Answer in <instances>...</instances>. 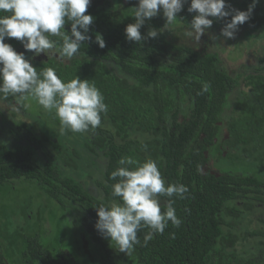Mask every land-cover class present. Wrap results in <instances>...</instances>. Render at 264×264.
Returning a JSON list of instances; mask_svg holds the SVG:
<instances>
[{"label":"trees","instance_id":"trees-1","mask_svg":"<svg viewBox=\"0 0 264 264\" xmlns=\"http://www.w3.org/2000/svg\"><path fill=\"white\" fill-rule=\"evenodd\" d=\"M97 1L86 14L94 17L90 26L93 41L95 34L101 33L105 48L85 41L80 51L86 56L70 62L44 55L30 60L38 71L55 68L64 81L78 76L94 82L108 105L102 126L83 134L67 132L61 138V133L47 124L48 120L60 124L58 119L51 121L54 117L48 114V118L36 117L35 121L28 109L11 97L0 98L5 114L15 108L26 113L14 116L12 125L1 117L0 142L7 141L11 133L14 143L0 145V187L33 183L79 231L78 236L57 235L51 241L48 228L40 226L34 235L18 232L20 235L9 238L0 229V264H264L257 249L243 252L240 248H246L247 238L262 239L264 245V217L254 216L257 208L264 212V47L252 58L254 63L243 59L231 68L221 59L220 51L210 53L176 43L175 33L186 29L195 15L187 11L190 0L177 17L186 23L184 27L172 24L166 29L161 14L146 21L141 29L144 40L129 42L125 28L135 22V1L126 0L118 11L116 0L115 4ZM226 3L247 11L252 0ZM224 23L214 19L213 26ZM241 26L264 30V0ZM66 28L70 30V22ZM153 28L160 34L148 38ZM5 42L15 50L24 48L14 38ZM204 83L210 85L208 92L202 91ZM221 144L227 154L223 151L219 156L222 151H216L215 146ZM124 156L140 162L157 160L166 182L189 189L187 198L177 199L173 205L181 226L169 224L165 233L155 234L147 246L143 238L150 230L141 229L140 243L131 256L119 252L95 229V208L119 200L112 197L111 186L117 181L110 176ZM239 159L255 170L227 167ZM215 163L226 167L220 170L209 165ZM100 168L103 179H96L94 188L80 181L81 176L89 177ZM9 192L11 189L0 191V195ZM161 202L167 204V198L162 197ZM0 216L7 217L4 205ZM41 217L36 218L39 225ZM238 219L245 221L236 222Z\"/></svg>","mask_w":264,"mask_h":264},{"label":"clouds","instance_id":"clouds-1","mask_svg":"<svg viewBox=\"0 0 264 264\" xmlns=\"http://www.w3.org/2000/svg\"><path fill=\"white\" fill-rule=\"evenodd\" d=\"M91 3L92 0H0V98L11 96L19 101L32 98L46 111L54 110L61 135L83 134L101 127L102 117L108 112L105 98L92 81L78 76L64 81L53 67L38 71L25 52H31L33 58L44 55L67 63L86 56L80 51L85 41L105 48L101 33L95 34L94 41L90 35L94 17L86 13ZM259 3L260 0H252L247 11H241L232 8L226 0H190L187 11L195 15L184 35L198 46L215 19L225 23L220 36L210 38L213 41L220 37L234 39L239 26L250 21ZM185 4H189V0H135L132 8L135 22L125 28L127 41L144 40L141 29L146 21L161 14L168 29L178 21ZM69 22L70 30L66 28ZM159 34L153 28L147 37L156 38ZM13 38L23 45L25 52H17L5 42ZM209 88L210 85L204 83L202 91L208 92ZM118 165L110 178L117 181L111 186L112 197L119 200L113 199L95 208L98 216L95 229L103 239L114 243L119 252L131 256L140 243L138 232L141 229L150 230L143 238L147 246L155 234L163 235L169 224L175 228L181 226L173 205L177 199H186L189 189L184 184L166 182L157 160L148 158L140 162L132 156H124ZM162 197L167 198V204H162ZM171 235L174 238L175 234Z\"/></svg>","mask_w":264,"mask_h":264},{"label":"rangeland","instance_id":"rangeland-1","mask_svg":"<svg viewBox=\"0 0 264 264\" xmlns=\"http://www.w3.org/2000/svg\"><path fill=\"white\" fill-rule=\"evenodd\" d=\"M103 2H114L115 0H102ZM117 4L115 5V10L118 11L121 7L122 4L125 3L126 0H116ZM135 1V0H134ZM92 2L97 4V0H92ZM120 2V3H119ZM186 23H184L183 20H178L177 22L174 23L175 27H184ZM221 27H212L210 30H208V34H206L204 37H202L199 45L197 46L195 43L190 42V38L184 35V32L186 29L182 30L181 32H176L175 36L173 37L175 42L187 46V45H194L197 48L202 49L203 51H207L210 53L213 52H218L220 51V57L224 61L226 65H228L231 68H236V65H238V62H241L243 59H249L251 61L252 58L257 53H262V48L264 47V30L258 31V30H251L249 27H243L239 26V31L235 34L234 39L230 40H225L223 37H220L219 40L213 41L210 37L215 36L219 37L220 36V31ZM256 44L253 46V44ZM214 44L216 45L215 47ZM219 53V52H218ZM245 57V58H244ZM11 97V96H10ZM9 97V99H10ZM14 99L18 104L23 105L25 108L28 109V113L30 112V117H35L34 120L36 121L37 118H48L47 115L49 114L52 117L51 121L53 119H57L55 117V112H48L45 109L42 108L34 99L29 98L28 100L25 101H19L15 97H11ZM16 107V105H15ZM6 109V108H5ZM16 109V108H15ZM15 109H12L9 111V114H5L3 111V107H1L0 104V120L2 121V118H4V121L7 120L10 125L14 122V116L18 118V116H23V111H16ZM7 110V109H6ZM32 114V115H31ZM25 119V118H24ZM23 119V120H24ZM32 121V118H31ZM6 123V122H5ZM47 124L50 127H54L59 131L60 124H51L50 120L47 121ZM2 134H5V129H1ZM9 130V129H7ZM60 132V131H59ZM9 133V131H8ZM37 136V135H36ZM24 137V135H21V138ZM63 135L61 136V138ZM8 138V139H7ZM71 139V137H69ZM7 141H1V143L13 146V140H12V135L9 133V137H6ZM23 139V138H22ZM222 154L220 153L219 156ZM90 161L86 162L89 164ZM85 164V163H83ZM210 166H214L216 168L219 167L220 170H223V164L221 163H215L209 164ZM102 166V165H101ZM227 167L233 168V170L237 169H254L255 167H251L249 165L248 161L239 159L236 160L235 162H231L227 164ZM84 171H88V169L83 167ZM91 172V171H90ZM103 169H95L93 172H91V176L89 177H84L81 176V180L85 183H88L87 185L89 188H92L94 183L96 182V179L102 180ZM244 171H241V174H244ZM79 175H77L78 177ZM94 188V187H93ZM11 192L7 194H1L0 195V208L1 206L3 207L4 205V213L7 216L6 218L0 216V229H2V235H6L7 237H13V236H18L16 235L18 232L21 233V235H34L35 231L40 229V226L44 227L45 229L48 228L47 234L51 233L52 235H49L51 238V241L57 236V235H69L70 237H74V235H77L76 228L73 227V224L66 219L65 215L58 210L53 203L49 201V199L46 197V195L41 192V190L34 185L33 183L30 182H21V183H13L10 185L7 183L6 185L0 187V191H6L10 190ZM257 208V207H256ZM261 210L259 208L256 209V212H254V216L262 219L264 217V212H260ZM41 215V222L40 225L37 223V215ZM55 222V225H52V222ZM236 222H243L245 220L243 219H238L235 220ZM50 222V223H49ZM234 222V220H233ZM248 225H251L248 223ZM55 226V228H54ZM59 230H58V227ZM44 229V230H45ZM51 229V230H50ZM61 229V230H60ZM254 230V229H253ZM21 231V232H20ZM47 231V230H45ZM262 232V231H260ZM260 232L258 234H260ZM242 235H247L246 233H242ZM46 235H43L45 237ZM78 236V235H77ZM42 237V240H43ZM48 237V236H47ZM56 239V238H55ZM248 240V245H246V248L243 249V245H240L241 250L248 251L249 249L252 250H258V257L259 255L264 258V245H262V239H257V238H247ZM50 241V242H51ZM49 242V243H50ZM257 246V248L255 247ZM48 246V243H47ZM243 246V247H242ZM83 251H85V248H83ZM260 258V257H259ZM262 260V258H260Z\"/></svg>","mask_w":264,"mask_h":264},{"label":"flooded vegetation","instance_id":"flooded-vegetation-1","mask_svg":"<svg viewBox=\"0 0 264 264\" xmlns=\"http://www.w3.org/2000/svg\"><path fill=\"white\" fill-rule=\"evenodd\" d=\"M17 52H25V49L24 48H19V49H17L16 50ZM25 55H26V57L28 58V59H31V57H33V54L31 53V52H25ZM15 101V100H14ZM11 111V110H10ZM0 137H1V131H0ZM223 138L225 139V140H227L228 139V137L227 138H225L224 136H223ZM1 140V139H0ZM223 144H221V145H216L215 146V148L217 149V148H219V146H222ZM223 148L225 149V147H224V145H223ZM214 149V148H213ZM215 152V151H214ZM242 206V205H241Z\"/></svg>","mask_w":264,"mask_h":264},{"label":"water","instance_id":"water-1","mask_svg":"<svg viewBox=\"0 0 264 264\" xmlns=\"http://www.w3.org/2000/svg\"><path fill=\"white\" fill-rule=\"evenodd\" d=\"M251 62L254 63V59H251ZM224 137H225V138L229 137L228 134H227L226 132L224 133ZM216 151H218V152H220V151L223 152V151H224V152H225V155L227 154V150H224V149H223V145H222V146H219V148H217ZM222 152H220V153H221L222 155H224V152H223V153H222Z\"/></svg>","mask_w":264,"mask_h":264}]
</instances>
